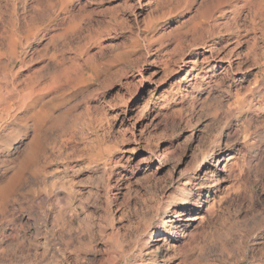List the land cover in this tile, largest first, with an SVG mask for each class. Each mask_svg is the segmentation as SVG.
<instances>
[{"label":"rangeland","instance_id":"374dc122","mask_svg":"<svg viewBox=\"0 0 264 264\" xmlns=\"http://www.w3.org/2000/svg\"><path fill=\"white\" fill-rule=\"evenodd\" d=\"M258 232L264 0H0V264H264Z\"/></svg>","mask_w":264,"mask_h":264},{"label":"bare ground","instance_id":"6f19581e","mask_svg":"<svg viewBox=\"0 0 264 264\" xmlns=\"http://www.w3.org/2000/svg\"><path fill=\"white\" fill-rule=\"evenodd\" d=\"M223 162L224 161L221 160V158L218 160L219 164H223ZM221 227H223V228H221ZM263 237H264V233L263 232H258L256 234V238L257 239H261ZM237 238H238V235H235L234 231H232L231 228L228 225L227 226H220V225L217 224V227H216L215 232H214V250H215L216 254L218 255L217 256L218 259H219V257H222L220 255V253L222 255H226V254L230 253V251L234 248V244H236L235 241H236ZM24 246H26V245H24ZM34 257H36V256L34 255ZM44 258H45V256H44ZM22 262L24 263V261H22Z\"/></svg>","mask_w":264,"mask_h":264}]
</instances>
